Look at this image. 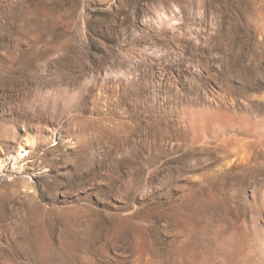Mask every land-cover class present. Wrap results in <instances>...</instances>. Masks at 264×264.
I'll list each match as a JSON object with an SVG mask.
<instances>
[{
	"label": "rangeland",
	"instance_id": "obj_1",
	"mask_svg": "<svg viewBox=\"0 0 264 264\" xmlns=\"http://www.w3.org/2000/svg\"><path fill=\"white\" fill-rule=\"evenodd\" d=\"M0 157V264H260L264 0H0Z\"/></svg>",
	"mask_w": 264,
	"mask_h": 264
},
{
	"label": "bare ground",
	"instance_id": "obj_2",
	"mask_svg": "<svg viewBox=\"0 0 264 264\" xmlns=\"http://www.w3.org/2000/svg\"><path fill=\"white\" fill-rule=\"evenodd\" d=\"M28 153L27 151V148L24 144L20 145L19 148H18V154L16 155V157H23L25 156L26 154ZM17 159V158H16ZM4 167V159H2L0 157V170ZM256 192V191H255ZM255 192L252 194V197H256V194ZM258 194V193H257ZM216 199H218L220 202H222L225 206H226V210H227V213H225V219L222 220L221 222L217 223L216 224V231L214 232L213 235H216L215 236V239L213 238V240L216 242V248H217V259H214V263L216 264H238L240 262H243L245 261V256L247 255L246 253V245L248 243H246L245 239L241 236H239L240 238H237L234 234V231H233V227L237 226L240 222V218L242 217V215H245V213L247 211H250L253 212L255 211L254 208V203L256 201H259V200H255L254 203H252V200H250L248 198V196L246 195H243L241 193H239L238 191V188H233V187H223L221 192L218 193L216 196ZM257 198V197H256ZM259 198V197H258ZM261 199V198H260ZM234 203L235 205H232L231 204ZM257 207H258V204L257 203ZM262 204V202H261ZM256 207V208H257ZM260 207V206H259ZM258 207V208H259ZM255 208V209H256ZM262 209V208H261ZM258 209H256L257 211ZM260 211V209L258 210ZM257 211V212H258ZM224 212V211H223ZM245 212V213H244ZM249 213V212H248ZM259 213V212H258ZM182 214H184V210L182 211ZM261 214V213H260ZM259 214V215H260ZM254 215V214H253ZM255 215L256 212H255ZM254 215V216H255ZM258 215V220L260 219ZM189 216L190 219H193V217L195 216L197 218V211H196V208L195 207H191L190 210L187 211V217ZM251 217L253 218V216L251 215ZM252 218H250L249 220H252ZM255 218H257V216H255ZM186 219V218H184ZM247 220V219H246ZM245 220V221H246ZM254 220H257V219H253ZM257 220V221H258ZM248 221V220H247ZM252 221V222H253ZM244 222V221H243ZM249 222V221H248ZM256 221L253 222V224L255 223ZM247 223V222H246ZM245 223V224H246ZM260 223V222H259ZM251 224V223H250ZM258 224V223H257ZM261 224V223H260ZM256 225V224H255ZM253 225L252 228L255 226ZM259 225V224H258ZM262 225V224H261ZM245 229L248 228L249 226L251 225H248V223L245 225ZM244 227V226H243ZM260 227V226H259ZM237 228V227H236ZM251 228V229H252ZM264 228V227H263ZM235 229V228H234ZM239 229V228H238ZM249 229V228H248ZM251 229H249L251 231ZM255 229V232H256V229H258V227L256 226ZM248 230V231H249ZM247 231V230H246ZM253 231V230H252ZM247 233V232H246ZM248 233H251V232H248ZM254 234V233H252ZM256 234V233H255ZM212 236V235H211ZM244 236V235H243ZM247 236V235H246ZM249 236V234H248ZM247 236V237H248ZM253 236V235H252ZM245 237V238H247ZM253 238V237H252ZM261 240V239H260ZM251 241V240H249ZM262 241V240H261ZM249 246L253 247L256 254L253 253V256L254 254L256 255V257H258V259H261L260 262H264V241L263 242H260L259 239L257 237H254L251 241V245L249 244ZM248 247V246H247ZM257 248V250H256ZM250 249V248H249ZM184 252V251H183ZM252 252V251H250ZM254 252V251H253ZM249 253V252H248ZM181 258V264H185L183 262V259H184V254H183V258L182 256H180ZM255 257V256H254ZM253 258V257H252ZM250 259L249 257L247 258V260ZM185 261V260H184ZM255 261V260H254ZM253 262V261H252ZM261 262V263H262ZM260 263V264H261ZM208 264V263H207ZM213 264V263H212ZM241 264V263H240Z\"/></svg>",
	"mask_w": 264,
	"mask_h": 264
}]
</instances>
